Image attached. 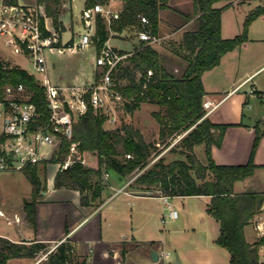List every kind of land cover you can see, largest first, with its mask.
Masks as SVG:
<instances>
[{
    "label": "trees",
    "instance_id": "1",
    "mask_svg": "<svg viewBox=\"0 0 264 264\" xmlns=\"http://www.w3.org/2000/svg\"><path fill=\"white\" fill-rule=\"evenodd\" d=\"M44 6L55 28L62 26L59 20L61 0H36ZM107 0H85V7ZM222 0H191V10L182 14L183 22H193L189 30L183 32L173 53L177 55L183 68L175 73L167 68L163 56L145 41H138L132 54L126 57L111 72L114 89L122 94V104L129 112L134 111L142 102H153L164 111L152 112L159 124L158 140L145 141L141 132L129 123H121L113 129H105V117L89 107L83 114L74 117L69 138L61 136L50 162L65 160L70 144L76 142L77 154L83 152L96 156L98 167H85L74 161L54 175V187L77 190L80 203L89 205L90 201L101 196L107 184L102 181V168L115 171L121 178L136 168L142 171L133 179L132 186L142 191H160L168 197L206 196L209 198L206 211L219 222V234L215 243L224 248L230 256L229 264H261L259 249L264 245V235L250 243L244 235V227L261 211L264 204V191L247 189L234 192L236 181L243 180L254 173L258 167L253 155L264 130L255 128V137L248 161L242 165L218 164L214 161L211 149L220 146L226 128L230 124L214 123L205 118L202 106L205 90L201 75L220 62L228 51L244 44L248 25L256 17L264 14V2L249 11L243 23L242 32L231 38L220 35L221 12L231 2L216 7ZM230 1V0H228ZM244 0H239L243 2ZM16 4V0H3ZM168 0H124L118 18L107 22L99 13L95 15L93 43L101 46L110 36L121 32L138 33L149 29L158 34V14L168 9ZM140 15L148 18L150 26L141 24ZM148 71L151 74H148ZM99 73H96V77ZM124 80V84H119ZM23 84L41 113V120L48 119L43 88L35 76L17 64H10L0 58V97L6 84ZM185 133V134H184ZM184 134L180 138L179 153L183 157L166 162L160 157L148 165L152 154L158 153V145H168L169 137ZM204 145L205 163L198 160L194 146ZM129 155V157H126ZM45 169V165L41 164ZM147 166V167H146ZM38 165L22 171L32 186V200L25 204L27 220L34 228L36 224L35 198L40 193ZM146 167V168H145ZM91 176H96L92 181ZM90 196H89V195ZM156 194L155 196H158ZM49 251L47 244L35 239L13 242L0 236V264L13 257L34 258ZM36 264H87L85 258L78 260L74 246L69 240L59 242L46 257Z\"/></svg>",
    "mask_w": 264,
    "mask_h": 264
},
{
    "label": "crops",
    "instance_id": "2",
    "mask_svg": "<svg viewBox=\"0 0 264 264\" xmlns=\"http://www.w3.org/2000/svg\"><path fill=\"white\" fill-rule=\"evenodd\" d=\"M63 1L64 7L61 9L59 15V20L62 26V39H75L73 32H71V35L67 36V38L63 37V34L68 32V28L62 19V15L68 7H70L71 10L72 0ZM169 1L170 0H168V6L171 7ZM36 2V0H16V3L18 4H33ZM184 2L191 3V0H178L177 5ZM251 2L252 1L233 3L229 6L233 9H237L239 12L241 8V13H243V16H246L249 11L256 7L251 5ZM83 3V8H85V0H83ZM214 6H216V3ZM162 10H160L158 14V35L160 38L165 37L160 33V25L162 24ZM223 11L224 9L221 12V37L231 38L240 34L242 32L244 22H242L240 25V20L233 19L232 23L228 24L224 20ZM177 14L180 20V23H178L179 31H182L181 33H183L184 31L189 30L192 21L184 23L182 13L177 11ZM70 26L72 28L73 24L71 23ZM252 27L255 30L254 41H256L258 45L256 48H254L255 51L252 56V68H247V64H249L248 61H250L251 58H249L247 61L241 58L242 51H245V49H247L248 45L251 43V40L247 36L248 40L244 44L226 52L220 58V62L216 66L204 71L201 75L202 84L205 90L203 102L209 101L212 104L209 109H204V117L214 123L217 122L230 124L225 130L221 145L214 146L211 149L212 158L218 164H245L250 156L255 137L256 126H258L260 131L264 130V14L256 17L250 22L247 29L248 34ZM119 34L110 36L108 42L111 38L119 40V38H117V35ZM119 41L126 43V45L124 47H118L117 45L112 46L121 52L128 51L134 47L133 41ZM92 47L96 50L93 45ZM165 58L166 57L163 56L164 60ZM6 60L9 61V58H6ZM167 60H169V58ZM173 61L176 65H174L171 69L173 72L179 73L183 68L181 59L180 61ZM93 73L94 67L91 72V77L93 76ZM65 84L69 85L73 83ZM250 88L255 90L254 95L248 94V90ZM238 91L244 94L242 98V100L245 99L244 102H249L250 97L255 100L256 105H252L250 108L251 111L245 114L241 108L240 112L238 113V111L235 112L234 109L229 107L226 113L232 117V121L220 122V120H223L221 118L219 120L220 116H218V119L215 121L211 120L212 114L216 113L218 108ZM244 102L241 103L244 105ZM198 145L201 144L195 145L194 150ZM253 161L257 165L264 164V135H262L259 139L253 155ZM45 166L47 169L48 166ZM260 168L264 167H258V169ZM122 179L124 180L123 185L127 184L124 188V191L126 192L125 194L127 197H129V199H142L141 197H154L159 199L157 196L144 194L141 189L136 186H132L130 180L126 181L125 178ZM236 183H241V181L239 180L235 182L234 192L243 191L236 189ZM122 186L118 187V189ZM110 187L111 184L109 181V185L106 188ZM104 190L102 193H104ZM42 195V200L36 205L35 227L32 228L28 226L26 228L24 235L25 239H35L37 241L43 242L48 245L49 250H52L59 242L69 240L74 246L75 256L78 258V260L85 258L87 264H155L159 261L164 264V260H162L159 255L164 249L167 240L164 238V236L159 239L155 238V236L146 237L144 233H152L155 228V226L153 228L155 219L151 218L153 215L151 214V211V213H148L147 211H142V209H137L136 212L134 211L135 218L132 219L130 214L129 218H124L119 222L117 220V211L119 210L118 204L114 206L110 205L109 207L107 205L114 199L109 198L111 195L106 198H102L103 201L97 208H94L90 205H82L80 203L79 192L70 188H56L54 185L49 186L47 184V189L42 191ZM197 197H205L202 199L205 200L204 209L206 211V204L209 198L206 196ZM107 209H111V212H114V214H112L113 216L109 215L107 212H104ZM130 210L131 212L133 211L132 209ZM162 210H164L163 206ZM163 213H159L156 220L157 223L159 221V223L161 222L163 225H165L162 222ZM206 214L210 215L207 213V211ZM177 219L178 220L174 221V223L180 221L179 216ZM207 220V216H205V214L204 216L202 215L201 222L203 225L205 222H207ZM215 221L217 224L213 222L214 224L212 223V225L217 226H215L216 229L215 227H212L211 230L214 229V231H211V233L210 231H205L204 229L201 230V233L204 234V241H201L200 245L197 244V246H187L189 247L188 249H196L197 251L204 248L207 253L205 260H201V262L197 261L199 263H193L191 259L183 254L182 245L177 247L173 244V248L176 247L178 250L174 264H229V253L224 248L218 246L215 243V238L219 234V222L216 219ZM116 222L118 223L115 224ZM251 222L244 227L245 238L250 243L254 242L256 239L254 229L251 227ZM2 236L13 242H18V236L20 235L5 234ZM153 250H155L158 254L156 261L151 258V252ZM259 250L262 253L260 254V262L261 264H264V245L260 246ZM41 259H44V255L36 260H33V258L13 257L7 259L5 264L20 260H28V262L25 264H36Z\"/></svg>",
    "mask_w": 264,
    "mask_h": 264
},
{
    "label": "rangeland",
    "instance_id": "3",
    "mask_svg": "<svg viewBox=\"0 0 264 264\" xmlns=\"http://www.w3.org/2000/svg\"><path fill=\"white\" fill-rule=\"evenodd\" d=\"M3 0H0L2 2ZM246 1H252L251 5L257 6L263 4L264 0H244ZM63 0L60 1V9H62L63 6ZM124 0H117L114 2H110L107 4V7L110 9H121L123 5ZM178 0H170L169 4L171 5L170 8L162 10V21L160 25V33L164 35L165 37L161 38V40L158 43L151 44V46L156 49L162 56H165L164 63L167 66L169 70L172 71V67L176 64L173 60L180 61V58L173 53V48L177 47L178 42L180 41L182 34V31H179L178 29V23H180L179 16L177 14V11H180L182 14L185 12H188L191 10V3L184 2L179 3L177 5ZM227 2L233 3H240L239 0H222L220 2L216 3V6H223ZM37 3V2H36ZM104 4V3H103ZM223 4V5H222ZM84 3L83 0H72L71 4V10L70 7L66 9V11L63 12L62 19L64 23L67 25L68 32L63 34L64 38H67V36L71 35V32L74 33V38L77 40L78 36L85 30L83 27V23L81 22L80 15L83 10ZM245 8V7H244ZM243 8V9H244ZM177 10V11H176ZM45 11V9H44ZM46 13V11H45ZM160 13V14H161ZM47 20L49 22L51 21V17L47 15ZM223 17L225 22L228 24L232 23L233 19L240 20V25L242 22H244L246 16H243V13L237 11V9H233L230 6H227L224 8L223 11ZM244 19V20H243ZM73 24L72 28L70 24ZM192 24L190 27H192ZM123 34V35H120ZM119 35H117V38L119 40H125V41H133L137 42L138 37L137 34L134 32H122ZM62 36V34H61ZM247 36L251 40V43L248 45L247 49L245 51H242L241 58L245 61H247L249 58L250 61L249 64H247V68H252V56L254 53V48H256L257 43L254 41L255 37V30L252 27L251 31L247 32ZM115 38H111L109 41V44L111 45H117L118 47H124L126 43L121 42ZM129 47V45H128ZM260 51V50H259ZM96 55V50L90 45L83 51H77V50H65L62 53H59L57 51H46V65H47V72L50 79L54 82H60V83H77L82 82L85 80H88L91 77V72L94 67V58ZM0 58L2 60H6V58H9L8 61L10 64L14 65L17 64L20 67L24 68L29 73L33 74L34 76L39 78V75L35 72L33 65L29 58L24 57L21 54H16L12 51L10 46H7L4 44V38L0 35ZM169 58V60H167ZM125 81L122 80L119 82V84H124ZM241 91V90H240ZM240 91H238L236 94H234L232 97L227 99L217 110L216 113L212 114L211 120L215 121L218 119L217 117L223 119L220 120V122L224 121H232V117L229 116V114L226 113L227 109L231 107V109H234L235 112H240V109L242 108L243 112L249 113L251 110L250 108L252 105H256L255 100L250 97L249 102H244L242 100L243 95ZM241 94V96H240ZM244 102V105L242 103ZM110 113L111 117L115 119V121L112 123L107 119H104L103 121V128L105 129H113L117 126H120L121 123H129L134 128L138 129L141 134L143 135V138L145 141H154L158 140V133H159V124L152 115V112H163L164 107L153 103V102H142L137 109H135L132 112H129L125 109L124 105L120 101L111 100L110 101ZM254 105V106H255ZM244 106V107H243ZM239 119V118H238ZM217 123V122H216ZM185 134V133H184ZM177 135L173 137H169L167 139L168 145H158V148L160 151L156 154H152L151 158L149 159V162L147 164L150 165L160 157H163L166 162L171 161L175 158H181L183 157L179 153V142L180 138L184 135ZM71 135V134H70ZM69 138V137H68ZM76 144V142L71 143ZM58 147V146H57ZM77 150V147H75ZM70 152V150H69ZM74 152V151H73ZM194 153L198 160L205 163V157H204V147L203 145H198L195 147ZM68 156V155H67ZM74 157L77 158L76 153H74ZM67 158V157H66ZM81 158L84 159V166L88 168H97V158L95 155L83 152L81 155ZM48 168L45 169L42 168L41 165H38L37 167V175L40 180V193L36 196L34 199L36 202V205L39 201L42 200L43 195L42 191H45L47 189V184L54 185V175L57 170V165L53 162H49L47 164ZM146 166V167H147ZM145 167V168H146ZM142 169H135L132 173L126 175L124 178L125 180H130L131 184H133V179L142 171ZM103 173H108L107 180L102 181L107 184L106 187L109 185V181L111 184L110 188H106L104 190V193H101V196L95 200L90 201V206L97 208L102 203L103 199L106 198L109 195L114 198L111 203L106 202L108 207L114 206L118 204L119 210L117 211V220L120 222V220H123L124 218H129L130 214L132 219L134 217V211L136 212L137 209H142V211H147L148 213L153 214L151 218L155 219V222L153 224V232H144L146 237L148 236H155V238H164L167 240V243L164 246V250H168L170 252V255L168 258L164 259V264H174V260L176 258L178 250L176 247L173 248V244L177 247L179 245H182L183 254L187 256L193 263H199L201 260H205L206 257V251L204 248L199 249L198 251L196 249H188L187 246H194L197 244H201V241H204V234L201 233V230L205 231H214L211 230L212 227H215L217 225H212L213 222L216 223L215 219L211 215H207L206 211L204 209L205 206V200L202 198L205 197H197V196H188V197H170V202L173 204V206L177 209L179 220L177 223H174V221H168L165 225H163L161 222L157 223L156 218L158 217L159 213H163L164 210H162V201L160 199L154 198V197H141L142 199H129V197L126 196V192H116L118 187L122 186L124 183V180L113 170H106L102 168ZM92 181L96 179V176H91ZM241 183H236V189L237 190H247V189H253L258 191H264V168H256L254 170V173L243 179L240 180ZM32 186L30 182L28 181L27 177L23 173V171H16V172H0V236L5 234H15L20 235L18 236V242H22L25 240V231L28 226L32 227L31 224L27 220V212L25 204L30 202L32 200ZM144 194H149V192L143 191ZM152 196L156 195V190L151 191L150 193ZM89 195V194H88ZM90 196V195H89ZM180 198H186V199H180ZM105 204V205H106ZM107 207V208H108ZM132 209L133 211L131 212ZM151 211V212H150ZM104 212L109 213V215L113 216L114 212H111V209H107ZM143 214V213H142ZM207 216V222L203 225L201 222L202 215ZM210 220V221H209ZM36 221V220H35ZM258 221L264 222V204L262 206V209L260 212H258L252 219L251 227L254 229L255 236L257 240L261 235H259V231L255 229V224ZM116 222L115 224H117ZM114 224V225H115ZM214 224V223H213ZM33 228V227H32ZM216 229V227H215ZM140 230V229H139ZM218 233V232H217ZM247 233V232H246ZM262 254L259 250V256ZM45 254H39L36 255L33 260L39 259V257H42ZM42 260V259H41ZM39 260V261H41ZM38 261V262H39ZM199 261V262H197ZM28 260H20V261H12L7 264H25ZM155 264H162L161 261Z\"/></svg>",
    "mask_w": 264,
    "mask_h": 264
},
{
    "label": "built area",
    "instance_id": "4",
    "mask_svg": "<svg viewBox=\"0 0 264 264\" xmlns=\"http://www.w3.org/2000/svg\"><path fill=\"white\" fill-rule=\"evenodd\" d=\"M114 1L117 0H107L104 4L96 3L83 8L80 19L85 30L77 40H63L62 30L55 28L53 23L47 20L44 6L40 3L0 2V35L4 38V44L10 46L14 53L30 59L35 72L39 75V78L36 76L35 78L43 88L46 107L49 110L48 119L43 122L40 111L29 100V93L23 84L15 86L6 84L3 87L0 97V172L11 173L22 171L32 165H47L59 145L61 136L70 137L74 117L83 114L89 107L99 111L110 122L115 121L111 117L110 101L122 102L123 98L122 94L114 89L111 72L132 54L133 48L121 52L109 44L108 40L96 48L92 39L97 13L107 22L118 18L121 9L107 7L108 3ZM139 17L141 24L150 26L148 18L142 15ZM137 37L138 41H145L150 45L161 40L158 34L151 33L149 29L139 31ZM90 45L96 48V55L94 73L89 80L67 85L50 79L46 51L59 53L65 50L83 51ZM96 73H99L98 77ZM148 74L151 72L148 71ZM248 94L254 95L255 90L250 88ZM211 105L209 101L202 103L204 109H209ZM75 147V144L70 145L67 158L55 163L57 171L67 168L74 161L84 164L83 158L78 155L77 158L74 157V153L77 154ZM102 178L107 180L108 173H103ZM126 185L116 192H123ZM147 192H149L147 195H151V191ZM156 192L164 209L162 222L166 224L168 221L176 220L178 212L170 202V197L162 195L160 191ZM255 229L259 231V235H264V222H256ZM169 255L170 252L163 249L159 257L164 260Z\"/></svg>",
    "mask_w": 264,
    "mask_h": 264
},
{
    "label": "water",
    "instance_id": "5",
    "mask_svg": "<svg viewBox=\"0 0 264 264\" xmlns=\"http://www.w3.org/2000/svg\"><path fill=\"white\" fill-rule=\"evenodd\" d=\"M133 44H134V47H135V46H137L138 42H134ZM151 258H152L154 261L157 260V258H158V254H157V252H156L155 250H153V251L151 252Z\"/></svg>",
    "mask_w": 264,
    "mask_h": 264
}]
</instances>
